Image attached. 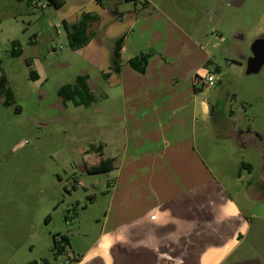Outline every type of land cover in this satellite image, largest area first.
Returning <instances> with one entry per match:
<instances>
[{"label": "rangeland", "instance_id": "1", "mask_svg": "<svg viewBox=\"0 0 264 264\" xmlns=\"http://www.w3.org/2000/svg\"><path fill=\"white\" fill-rule=\"evenodd\" d=\"M154 2L181 28H197L194 31L203 49L197 46L195 52L206 64L199 75L212 72L217 77L215 87H203L208 118L196 122L190 152L193 150L205 167L203 193L207 201L198 207L199 220L211 230L220 225V232L208 236L206 231V236L199 239L188 238L179 253L195 254L189 264H264V199L258 198L254 193L258 189L252 192L249 184L257 183L264 189L263 147L259 141L240 140L235 132L239 125L264 135V66L256 74L246 73L252 43L264 37V0H238L234 4L227 0ZM135 3L124 1L120 8L122 12H136ZM75 5L76 0H67L68 10ZM60 14L62 11L53 4L39 9L27 0H0L2 72L16 99L15 104L7 106L0 96V264H101L97 250L108 238V219L113 222L112 193L117 183L115 172L96 169L104 159H114L97 147L108 141V152L117 153L128 138L132 141L137 134H148L153 139L155 134L153 130L137 131L132 123L117 120V113L125 116L126 111L120 105L124 88L117 85L115 77L103 81L104 90L101 87V68L108 66L106 62L111 66L115 41L122 36H114L120 32L118 23L107 25L103 47L88 43L78 52L69 46L63 27L56 25ZM137 16L143 18L141 13ZM135 19L124 21L119 29L126 30ZM152 21L153 17L150 22L141 19L132 34L138 36L149 29L154 42L160 36L154 29L161 23ZM99 25L94 29L99 30ZM177 32L172 27L165 38L169 40V60L180 63L188 59ZM13 40L20 41L21 56L11 54ZM94 49L103 57V65L91 62ZM150 50L154 53L156 49ZM26 59H33L32 69L40 71L37 80L29 78L31 68ZM218 65L220 71L216 70ZM87 68L97 84L96 101L90 106L64 103L58 88L73 82ZM169 72H173L171 68ZM177 74L185 72L179 70ZM102 91H107V100ZM161 94L155 93L159 102L163 101ZM208 101L215 105L211 115ZM130 109L128 105V113ZM150 142L144 141L141 148L150 149ZM244 163L251 164L252 170ZM151 212L153 218L147 212L141 223L130 227V234L141 239L152 234L163 240L192 236L189 220L193 213L185 217L188 222L182 213H169L163 218L158 209ZM54 234L69 237L62 254L56 250ZM127 245V251L119 245L109 248L106 264L152 262L153 255L139 254L133 243Z\"/></svg>", "mask_w": 264, "mask_h": 264}, {"label": "crops", "instance_id": "2", "mask_svg": "<svg viewBox=\"0 0 264 264\" xmlns=\"http://www.w3.org/2000/svg\"><path fill=\"white\" fill-rule=\"evenodd\" d=\"M76 1L77 5L70 10L67 9V0H64L62 6L55 7L56 10L62 11L60 19H56L57 27L62 26L63 20L68 23L76 22L82 12L99 13L101 20L95 24L99 23L100 29H94V24L93 29L96 35L89 44L97 42L98 47H103L106 43L107 32H109L106 30L107 25L111 22L118 23V30L121 34H115L113 31L114 36L126 35L121 51L122 70L120 73L112 72L109 63L106 62L108 66L101 68V87L103 88V81L106 83L115 77L117 85H122L124 88L120 105H124V111H126V115L124 114L126 117L117 113V120L123 119L126 123H132L131 127L137 131H155L153 139L148 134L147 136L137 134L138 137L133 136L132 141V138H128L127 141H123L124 145L121 146L123 148H120L117 153H112L111 150L108 152L110 149L108 141L103 144L106 157L114 158V168L110 172H115L117 185L112 193L111 211H115L112 216L113 222L108 219L105 231H108L109 235L97 250L98 258L101 264H106L110 259L109 248L113 249L114 246L119 245L127 251V243H133L135 245L133 249L139 254L143 252L144 255H153L154 258L150 264H189L194 260L195 254L185 256L179 253L184 249L182 242L188 241V238L199 239L206 236V231H208V236L214 232H220V225L214 226L211 230L199 220L198 207H203L207 201L203 193L205 167L195 155L196 153L193 150L190 152L195 139L196 122L199 118L202 120L208 118L207 106L201 94L204 89L195 83V76L201 74L202 69L206 68L204 60L197 57L195 52L197 46L203 49L195 33L197 30L194 31L197 28L191 27L189 30L181 28L169 13L160 9L154 0H146L147 4L142 3L145 0H138L135 3L138 4L135 8L136 12L132 10L122 12L120 4L126 0H107L103 6L97 0ZM112 10H117L119 14L125 13L127 16L120 21L112 14ZM154 10H158V14H155ZM138 13H141L143 18H139ZM132 17H136L131 23L132 26L127 25L126 30H120L119 26H124L123 22ZM152 17V22L166 23L162 28L160 24L156 27L157 29H154L160 32L157 40L154 42L151 40L149 29L138 36L132 34L141 19L150 22ZM172 27H176L179 33L178 39L185 51L186 60L188 59L184 60L185 62L181 60L179 63V61L175 62L168 58L170 47L169 40L165 37ZM85 47L87 46L76 51L81 52ZM150 49L156 50L153 53ZM140 52H151L152 54L144 73L128 64V60ZM90 60L99 66L100 63L103 65L105 62L103 57L96 55L95 49L90 53ZM183 67L186 68L182 70ZM169 68L173 71L172 73L169 72ZM179 70L185 74L178 76L177 71ZM81 73L89 75L88 82L96 94L97 84L93 81L89 68L82 70ZM105 73H110L107 78L104 77ZM38 74L40 75V71ZM159 91L162 93V98H160L162 102L156 99L155 93ZM102 92L103 98L107 100V91ZM208 102L210 109V105L214 104L211 101ZM128 105L131 107L130 113L127 110ZM258 133L261 134V132ZM147 140L152 141L149 145L150 149H142L144 141ZM152 209H158L163 218H166L169 213H182L185 221H188L185 217L190 212L193 213L189 220L193 226L192 236L184 235L178 240L173 238L163 240L152 234L144 239L130 234L132 233L129 230L130 227L141 223L147 212L150 213V218H153ZM132 212L137 214L133 216ZM126 213L128 215L124 216L123 214ZM136 242L138 244H135Z\"/></svg>", "mask_w": 264, "mask_h": 264}, {"label": "trees", "instance_id": "3", "mask_svg": "<svg viewBox=\"0 0 264 264\" xmlns=\"http://www.w3.org/2000/svg\"><path fill=\"white\" fill-rule=\"evenodd\" d=\"M30 5H32V0H27ZM102 6L105 4L107 0H97ZM126 1H138V0H126ZM47 5L53 4L55 7H60L64 4V0H48ZM143 4H147L146 0ZM33 6V5H32ZM36 8V7H35ZM112 14L117 17L119 12L117 10H112ZM101 20V15L96 12L85 11L82 12L78 18V20L74 23H68L66 20L62 21V27L66 32L67 40L69 46L73 50L80 49L87 45L91 39L96 35V32L93 29L95 23ZM126 35H122L115 41V47L113 51L112 63L110 69L112 72L120 73L122 70L123 62H122V47L125 42ZM12 49L11 54L14 56H21L23 53V48L19 40L12 41ZM151 52H140L135 56L131 57L128 60V64L131 67L138 70L139 72H146L149 60L151 58ZM26 64L31 68L29 72V78L32 80H37L39 78L38 71L36 69H32L33 59H26ZM217 71H220V66L216 67ZM110 73H105L104 77H108ZM89 75L87 73L78 74L75 77L73 82H68L61 85L58 88V94L61 97L64 103L68 101H72L75 105H85L90 106L96 101V94L91 88L89 82ZM0 96L4 97V104L9 106L13 105L16 102L15 95L11 87L9 86V81L6 75L2 72V59L0 58ZM16 110L21 111L20 106H16ZM103 145H99L97 147L98 151L102 150ZM114 159L108 158L104 159L102 165L97 166L96 169L99 171H111L113 166ZM244 166L247 168H251V164L244 163ZM50 221V215L47 218ZM58 234H54L55 247L59 254L65 252L66 245L70 243L69 237L66 234H61L60 236L63 239V245H60L57 241ZM25 264H33V262H27Z\"/></svg>", "mask_w": 264, "mask_h": 264}, {"label": "water", "instance_id": "4", "mask_svg": "<svg viewBox=\"0 0 264 264\" xmlns=\"http://www.w3.org/2000/svg\"><path fill=\"white\" fill-rule=\"evenodd\" d=\"M125 13L118 14L117 18L122 21L126 18ZM241 37V35L239 36ZM252 55L247 60V74H256L261 71L264 66V37H259L251 45ZM214 110V105H210V115ZM240 141V140H239ZM262 199V198H260ZM254 262V261H251ZM251 262L236 263V264H250Z\"/></svg>", "mask_w": 264, "mask_h": 264}, {"label": "flooded vegetation", "instance_id": "5", "mask_svg": "<svg viewBox=\"0 0 264 264\" xmlns=\"http://www.w3.org/2000/svg\"><path fill=\"white\" fill-rule=\"evenodd\" d=\"M228 2L230 1V4H234V3H236L238 0H227ZM240 1V0H239ZM241 35V34H240ZM239 35V36H240ZM242 36V35H241ZM221 39V38H220ZM222 41H223V38H222ZM233 112V111H232ZM241 121H243V120H241ZM234 122H236V121H234ZM236 128L237 129H235V132H236V135L237 134H239L240 136H239V139L241 140V139H245V141H248V140H250V141H259V145H261L262 147H263V151H262V156H263V159H264V135L261 133H258V132H256V131H253V130H245V129H242L239 125L237 126L236 125ZM250 169V171L252 170V165H251V168H249ZM249 184H250V189H251V191L252 192H254V188L256 187L258 190L256 191V192H254V193H257V196H258V198H262V199H264V189L263 188H261V185L258 187V184L257 183H255V184H253V182H249ZM260 191V193H258ZM262 194H263V197H261L262 196Z\"/></svg>", "mask_w": 264, "mask_h": 264}, {"label": "built area", "instance_id": "6", "mask_svg": "<svg viewBox=\"0 0 264 264\" xmlns=\"http://www.w3.org/2000/svg\"><path fill=\"white\" fill-rule=\"evenodd\" d=\"M33 7L43 9L47 7V3L43 0H32ZM63 46H61L62 48ZM54 51V50H53ZM195 83L199 84L201 87L207 86L208 88H213L217 84V77L212 72H207L205 75H197ZM63 239L60 235L57 236V241L61 242ZM63 242V241H62Z\"/></svg>", "mask_w": 264, "mask_h": 264}]
</instances>
